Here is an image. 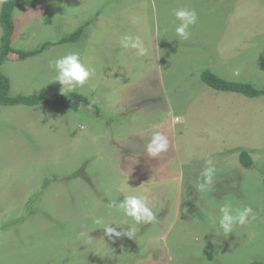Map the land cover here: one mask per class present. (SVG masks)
I'll list each match as a JSON object with an SVG mask.
<instances>
[{"label": "rangeland", "instance_id": "374dc122", "mask_svg": "<svg viewBox=\"0 0 264 264\" xmlns=\"http://www.w3.org/2000/svg\"><path fill=\"white\" fill-rule=\"evenodd\" d=\"M178 8L198 16L187 40L175 34ZM131 9L143 15L137 33L118 16ZM13 23V51L81 33L24 60L12 52L0 65L9 96L62 95L55 60L70 52L95 74L73 91L89 101L78 111L0 106V264H264V97L199 78L208 69L264 90V0H21ZM124 35L145 54L125 56ZM156 132L169 148L152 157ZM208 160L216 176L199 192ZM128 195L156 219L137 224L108 206ZM226 202L254 215L227 236ZM106 224L135 233L109 238Z\"/></svg>", "mask_w": 264, "mask_h": 264}, {"label": "clouds", "instance_id": "9594fccd", "mask_svg": "<svg viewBox=\"0 0 264 264\" xmlns=\"http://www.w3.org/2000/svg\"><path fill=\"white\" fill-rule=\"evenodd\" d=\"M174 16L179 21L175 26L176 36L180 39L187 40L191 35L189 31L190 26L195 25L198 19L196 11L194 9L178 8L174 10ZM121 45L124 48L136 49L138 56H143L146 52L144 42L139 36L124 35L121 37ZM55 68L57 72L56 82L61 85L60 92L62 95H65L67 92H73L77 87L83 86L95 74V69L82 62L78 52H70L57 58L55 60ZM179 119V117H176L177 121ZM168 148V137L160 132H156L147 143L146 152L150 156L156 157L166 152ZM206 163L209 166L205 167L201 173L203 180L196 185V189L199 192L209 191L216 176V168L211 166L212 161L208 160ZM108 206L122 211L125 216L131 217L137 224L151 223L156 219L152 208L149 207L145 198L142 196L128 195L118 203L116 201L110 202ZM220 211L222 215L219 217L218 226L226 236L233 233L237 226H244L250 222V219H254L253 209L247 206L235 208L230 202H226L221 206ZM93 223L101 224L103 223V218H96ZM104 232L109 238H120L121 236L132 238L135 229L129 227L117 231L111 224H106ZM84 235V233H80V236Z\"/></svg>", "mask_w": 264, "mask_h": 264}, {"label": "trees", "instance_id": "16d2710c", "mask_svg": "<svg viewBox=\"0 0 264 264\" xmlns=\"http://www.w3.org/2000/svg\"><path fill=\"white\" fill-rule=\"evenodd\" d=\"M21 2V0H3L0 7V65L8 60L9 54L14 52L17 54L18 60H24L29 57L36 56L42 53L46 48L52 44L73 43L81 33V28L73 34L57 41L56 43L45 42L37 49L30 51H13L11 48V38L14 31L13 10ZM200 80L208 87L215 91L231 92L241 94L248 98L264 97V90L253 87L250 83H242L236 81H229L219 78L211 73L208 69L200 72ZM54 105L72 111H78L82 104H89L87 98L79 93H69L66 95H53L46 97L43 95L34 96H9V82L7 78L0 72V106L8 105ZM240 162L245 168L252 167V161L247 152L240 153Z\"/></svg>", "mask_w": 264, "mask_h": 264}, {"label": "crops", "instance_id": "0c3cea01", "mask_svg": "<svg viewBox=\"0 0 264 264\" xmlns=\"http://www.w3.org/2000/svg\"><path fill=\"white\" fill-rule=\"evenodd\" d=\"M133 0H131V3H132ZM134 4V3H133ZM134 8V7H133ZM118 16L120 18H125L126 19V22L131 24L132 25V31H138V29L140 28L141 29V24L142 23L139 19L141 17H143V15H141V13L137 10H133L131 9L130 12L128 14H125V11L121 12L118 14ZM119 47H121L119 44H118ZM145 46V45H144ZM147 47V45L145 46V48ZM121 48H124V47H121ZM120 50V49H118ZM134 49H130V48H124L123 51H126V55H129L131 54V52L133 51ZM136 50V49H135ZM10 59V54H9V57H8V60Z\"/></svg>", "mask_w": 264, "mask_h": 264}]
</instances>
